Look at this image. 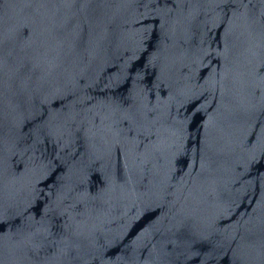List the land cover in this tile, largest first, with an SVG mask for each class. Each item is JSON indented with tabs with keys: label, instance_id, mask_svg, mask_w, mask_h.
Segmentation results:
<instances>
[{
	"label": "water",
	"instance_id": "95a60500",
	"mask_svg": "<svg viewBox=\"0 0 264 264\" xmlns=\"http://www.w3.org/2000/svg\"><path fill=\"white\" fill-rule=\"evenodd\" d=\"M0 264H264V0H0Z\"/></svg>",
	"mask_w": 264,
	"mask_h": 264
}]
</instances>
